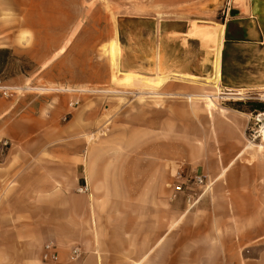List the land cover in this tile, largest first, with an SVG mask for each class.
<instances>
[{"label": "crops", "instance_id": "1", "mask_svg": "<svg viewBox=\"0 0 264 264\" xmlns=\"http://www.w3.org/2000/svg\"><path fill=\"white\" fill-rule=\"evenodd\" d=\"M249 1L236 40L264 70V0ZM36 2L0 0V19L5 12L18 19L15 27L0 24V35L12 34L0 46V77L24 89L20 98H0V142L9 143L0 149V264H264V155H244L250 146L234 111L226 117L192 102L220 90L215 66L219 54L221 70L231 40L228 24L156 23L154 57L126 70L139 89L128 94L150 105L139 106V122L116 125L124 133L99 139L97 112L49 107L26 94L39 89L28 88L21 59L47 78L69 31L65 12ZM18 32L50 36L45 54L37 55V39L18 46ZM142 42H134L140 52ZM121 48L127 59V43ZM253 77L264 84V71ZM59 84L67 88L66 79ZM180 172L210 183L193 209L185 194L172 197ZM82 187L86 194L77 192ZM48 244L54 262H43Z\"/></svg>", "mask_w": 264, "mask_h": 264}, {"label": "rangeland", "instance_id": "2", "mask_svg": "<svg viewBox=\"0 0 264 264\" xmlns=\"http://www.w3.org/2000/svg\"><path fill=\"white\" fill-rule=\"evenodd\" d=\"M249 4V0H37V9L51 13L65 12L69 31L65 46L53 56L47 78L37 75L33 63L21 59L20 71L31 80L28 88L39 89L26 94L42 100L46 106H62L70 112L85 105L98 113L94 116L101 125L97 137L116 138L124 133L123 128L127 129L116 125L139 122V106L150 105V99L141 96L135 98L128 94L139 92V89L131 88L130 83L127 85L123 81L127 80L124 76L115 74L108 54L110 44H117L120 73H126L127 69H131V63L142 57L147 60L154 57V37H150L158 22L182 19L192 24L219 26L227 23L231 40L222 59L220 90H209L212 102L204 98L192 102L201 103L205 107L207 105L222 115L226 114V117V111H234L243 123L241 139L245 147L250 146L244 155H264V111L253 110L248 105L264 104V84L253 81V76L264 70L259 67L261 62L257 55H253L251 50L242 51L236 40V21L241 17L243 8ZM17 21L12 13L5 12L0 24L15 27ZM141 33L143 36H140ZM9 37L12 34L0 35V46ZM49 37L18 32L15 40L22 47L31 46L34 39H37L40 46L37 55L42 57ZM140 37H143L141 52L140 44L134 45L135 39L139 40ZM125 43L128 48L127 59L121 50ZM136 47L137 50L132 51ZM132 69L141 70L135 67ZM60 79L67 80V88L60 86ZM79 79H84V84L75 86ZM89 79H95V82H88ZM75 101H78V106L70 108L69 103ZM121 138L127 142V135ZM190 174L198 175L195 172Z\"/></svg>", "mask_w": 264, "mask_h": 264}, {"label": "built area", "instance_id": "3", "mask_svg": "<svg viewBox=\"0 0 264 264\" xmlns=\"http://www.w3.org/2000/svg\"><path fill=\"white\" fill-rule=\"evenodd\" d=\"M24 89L16 87L14 85H6L4 79L0 77V98L4 100H11L20 98L23 95ZM78 106V101L70 102L69 107L75 108ZM9 147V143L4 141L0 142V149H5ZM176 183L172 186V197L176 198L181 194H185V201L189 209H192L199 201L204 192H206L210 186L207 176L205 175H194L190 177H185L183 172L177 173L175 175ZM194 186L196 190H202L200 195L195 192L191 187ZM80 194H86L87 189L85 187L79 188L77 190ZM54 248L51 244L44 247L43 262H54L57 257L53 252ZM80 257L78 250H73L72 260H77Z\"/></svg>", "mask_w": 264, "mask_h": 264}, {"label": "bare ground", "instance_id": "4", "mask_svg": "<svg viewBox=\"0 0 264 264\" xmlns=\"http://www.w3.org/2000/svg\"><path fill=\"white\" fill-rule=\"evenodd\" d=\"M255 9V8H254ZM250 11V10H249ZM255 19V18H254ZM184 22V21H183ZM247 26V25H246ZM260 31V30H259ZM255 33V32H254ZM261 35V34H260ZM213 36V35H212ZM129 38V37H128ZM157 41V40H156ZM185 41V40H184ZM155 51V50H154ZM219 51V50H218ZM108 54H109V57H110V63H111V67L112 69L115 71V74L116 75H122L124 76L126 79L127 78H131V75H127V73H120V69H119V49L117 47V44L116 43H111L109 48H108ZM216 56V55H215ZM216 62V61H215ZM158 66V65H157ZM121 68V67H120ZM215 68H217V76H216V81L218 80V75H219V72H220V57H219V54H218V58H217V64L215 66ZM214 68V69H215ZM158 70V69H157ZM216 74V73H215ZM155 75V74H154ZM214 78V77H213ZM129 80V79H128ZM125 81V84H129L130 82L127 81V80H123ZM130 83V86H132ZM137 84V83H135ZM148 85V84H147ZM134 86V85H133ZM215 86V85H214ZM258 120V119H257Z\"/></svg>", "mask_w": 264, "mask_h": 264}, {"label": "trees", "instance_id": "5", "mask_svg": "<svg viewBox=\"0 0 264 264\" xmlns=\"http://www.w3.org/2000/svg\"><path fill=\"white\" fill-rule=\"evenodd\" d=\"M253 110L264 111V104H248Z\"/></svg>", "mask_w": 264, "mask_h": 264}, {"label": "water", "instance_id": "6", "mask_svg": "<svg viewBox=\"0 0 264 264\" xmlns=\"http://www.w3.org/2000/svg\"><path fill=\"white\" fill-rule=\"evenodd\" d=\"M253 1V0H252Z\"/></svg>", "mask_w": 264, "mask_h": 264}]
</instances>
